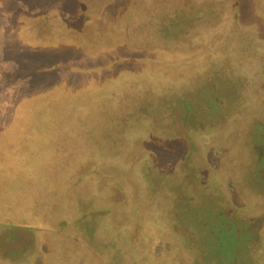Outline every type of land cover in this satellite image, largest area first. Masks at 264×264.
Segmentation results:
<instances>
[{
  "label": "rangeland",
  "instance_id": "1",
  "mask_svg": "<svg viewBox=\"0 0 264 264\" xmlns=\"http://www.w3.org/2000/svg\"><path fill=\"white\" fill-rule=\"evenodd\" d=\"M0 264H264V0H0Z\"/></svg>",
  "mask_w": 264,
  "mask_h": 264
},
{
  "label": "flooded vegetation",
  "instance_id": "2",
  "mask_svg": "<svg viewBox=\"0 0 264 264\" xmlns=\"http://www.w3.org/2000/svg\"><path fill=\"white\" fill-rule=\"evenodd\" d=\"M232 237H233V236H232ZM235 237H236V236H235ZM236 238H237V237H236ZM231 239H232V241H233V242L231 243V246H232V247H231V246H230V248H229V246L226 247V248L228 249V251H226L225 256L228 255L229 252H231L232 249H233V247L235 246V243H236V242H235V239H234V238H231ZM231 239H230V240H231ZM227 243H228V242H227ZM225 244H226V243H225ZM228 245H229V244H228ZM226 246H227V245H226ZM218 254L222 257V255H221L220 253H218ZM223 257H224V255H223ZM223 257H222V258H223ZM222 258H220V259L222 260Z\"/></svg>",
  "mask_w": 264,
  "mask_h": 264
},
{
  "label": "trees",
  "instance_id": "3",
  "mask_svg": "<svg viewBox=\"0 0 264 264\" xmlns=\"http://www.w3.org/2000/svg\"><path fill=\"white\" fill-rule=\"evenodd\" d=\"M232 242H233L232 239H231V240L228 239V243H226V244L224 243V246H223V244H222V246H221V254H222V255L226 254V251H228V249H227L226 247L229 246V248H230ZM228 244H229V245H228ZM226 245H227V246H226ZM231 247H232V246H231Z\"/></svg>",
  "mask_w": 264,
  "mask_h": 264
}]
</instances>
